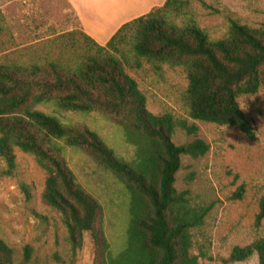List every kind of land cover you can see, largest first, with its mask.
Masks as SVG:
<instances>
[{"label":"trees","instance_id":"1","mask_svg":"<svg viewBox=\"0 0 264 264\" xmlns=\"http://www.w3.org/2000/svg\"><path fill=\"white\" fill-rule=\"evenodd\" d=\"M189 5V0H165L125 22L105 45L82 29L72 30L52 39L59 51L42 63L0 65L4 172L16 168L15 147L35 156L47 172L43 200L60 213L74 250L90 235L93 264H205L191 252L193 229L203 225L212 205H192L189 191L178 190L175 181L182 156H204L210 145L198 137L175 143L178 129L194 135L198 125L170 111H149L145 93L125 64L140 66L143 58L182 68L189 118L233 125L256 137L239 98L264 89V22L252 26L229 18L228 30L213 38L190 15ZM93 112L122 128L132 158L118 155L97 130L65 114ZM67 147L94 156L129 193L127 239L116 254L104 232L102 206L76 180L65 159ZM243 192L241 185L235 196L242 198ZM263 218L264 199L257 223ZM254 253L264 264V237L234 246L228 261H244ZM30 255L27 245L20 264ZM0 264H17L14 248L2 238Z\"/></svg>","mask_w":264,"mask_h":264},{"label":"rangeland","instance_id":"2","mask_svg":"<svg viewBox=\"0 0 264 264\" xmlns=\"http://www.w3.org/2000/svg\"><path fill=\"white\" fill-rule=\"evenodd\" d=\"M164 1L149 0L147 6H160ZM189 1L188 12L213 38L224 35L229 18L252 26L264 22V0ZM0 25V65L42 63L59 51V46L51 42L53 38L81 30L67 0H0ZM125 66L145 93L149 111H170L198 125L194 135L178 129L175 143L198 137L210 145L204 156L183 155L176 173L175 185L178 190L189 191L192 205H212L203 225L193 229L191 252L205 264H259L257 253L244 261L229 262L228 258L234 246L264 237V218L256 221L264 199V89L239 98L256 135L250 138L236 126L188 117V79L182 68L153 64L143 58L140 66ZM65 114L97 130L118 155L132 158L133 147L113 119L96 112ZM15 153L16 168L11 174L4 172L7 165L0 158V238L14 248L16 263L23 262L29 245L31 255L24 264H93L90 235H85L82 248L74 250L60 213L43 200L46 170L33 154L18 147ZM65 159L76 180L101 204L110 250L118 253L126 243L129 221L130 198L125 185L82 149L67 147ZM241 185L244 192L238 198L235 193ZM24 187H28L30 196Z\"/></svg>","mask_w":264,"mask_h":264},{"label":"crops","instance_id":"3","mask_svg":"<svg viewBox=\"0 0 264 264\" xmlns=\"http://www.w3.org/2000/svg\"><path fill=\"white\" fill-rule=\"evenodd\" d=\"M67 1L71 4L81 29L102 45H105L125 22L158 7L153 4L147 6L149 0Z\"/></svg>","mask_w":264,"mask_h":264}]
</instances>
